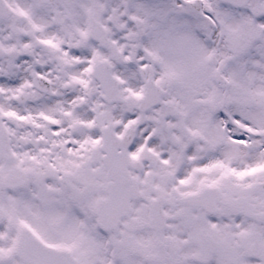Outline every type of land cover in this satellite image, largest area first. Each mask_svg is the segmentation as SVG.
I'll return each instance as SVG.
<instances>
[{
  "label": "snow or ice",
  "instance_id": "6c2138e0",
  "mask_svg": "<svg viewBox=\"0 0 264 264\" xmlns=\"http://www.w3.org/2000/svg\"><path fill=\"white\" fill-rule=\"evenodd\" d=\"M0 264H264V0H0Z\"/></svg>",
  "mask_w": 264,
  "mask_h": 264
}]
</instances>
